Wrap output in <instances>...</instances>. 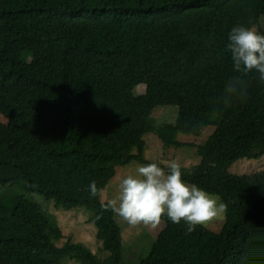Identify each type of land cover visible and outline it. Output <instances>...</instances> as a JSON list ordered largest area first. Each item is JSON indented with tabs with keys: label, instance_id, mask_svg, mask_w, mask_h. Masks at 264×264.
<instances>
[{
	"label": "trees",
	"instance_id": "obj_1",
	"mask_svg": "<svg viewBox=\"0 0 264 264\" xmlns=\"http://www.w3.org/2000/svg\"><path fill=\"white\" fill-rule=\"evenodd\" d=\"M160 106L215 128L200 164L162 168L226 216L213 232L157 207L166 227L135 264H264V170L230 172L264 157V0H0V185L13 187L0 192V264H63L74 249L86 264H132L101 193L118 167L153 164L148 133L189 145L178 136L191 129L155 124ZM49 203L86 208L107 257L60 248Z\"/></svg>",
	"mask_w": 264,
	"mask_h": 264
},
{
	"label": "rangeland",
	"instance_id": "obj_2",
	"mask_svg": "<svg viewBox=\"0 0 264 264\" xmlns=\"http://www.w3.org/2000/svg\"><path fill=\"white\" fill-rule=\"evenodd\" d=\"M146 91L145 85L138 88V93ZM155 124L171 123L192 133H184L178 139L189 145L176 148L166 147L156 133L145 136V158L153 164L132 161L118 167L116 176L101 193L105 202L113 204L115 218L122 227L125 252L124 260H135L146 256L157 237L165 229L166 223L156 212L159 207L168 215H181L192 219L213 232H220L225 221V210L221 199L212 194L198 191L193 186L170 178L162 166L177 170H189L201 162L198 146L205 143L215 130L214 127L201 128L196 113L178 106H160L154 110ZM0 123L8 124V119L0 115ZM87 170L92 164L85 165ZM264 170V157L260 159H242L235 163L230 172L250 174ZM12 185H0V192L12 190ZM29 197L45 204L44 197L31 194ZM65 237L58 241L60 248L70 244H79L96 253L101 259L107 254L101 251L102 245L97 239V227L90 223L91 213L83 207L65 210L56 208L53 203L47 205ZM128 252V253H127ZM63 264H86L77 257V250H69ZM88 264V263H87Z\"/></svg>",
	"mask_w": 264,
	"mask_h": 264
}]
</instances>
